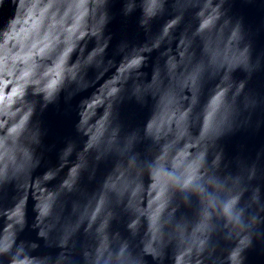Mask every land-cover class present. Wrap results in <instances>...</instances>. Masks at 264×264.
<instances>
[{
    "label": "water",
    "instance_id": "95a60500",
    "mask_svg": "<svg viewBox=\"0 0 264 264\" xmlns=\"http://www.w3.org/2000/svg\"><path fill=\"white\" fill-rule=\"evenodd\" d=\"M214 101L230 130L209 138ZM177 171L224 184L178 203ZM0 243L20 264H121L127 244L147 264H264V0H2Z\"/></svg>",
    "mask_w": 264,
    "mask_h": 264
},
{
    "label": "clouds",
    "instance_id": "9594fccd",
    "mask_svg": "<svg viewBox=\"0 0 264 264\" xmlns=\"http://www.w3.org/2000/svg\"><path fill=\"white\" fill-rule=\"evenodd\" d=\"M0 3H2V0H0ZM229 130L230 128L226 124L216 137L225 134ZM159 159V155L156 154L154 159L151 160V163L145 164V166L150 167L154 173H158L160 169ZM222 184L224 182L219 181L207 173L201 172L193 176L186 171H177L170 185V196L172 200L175 198L178 203H187L189 195L195 196L199 199L203 207L207 208L209 206V197L214 194V189ZM144 253H146L145 249L141 253H134L127 244L126 249L122 250L121 258L134 261L135 264H147V261L144 259ZM241 253L242 249L236 253L235 264H244V256ZM20 262L21 256L16 251L7 248L0 249V264H20Z\"/></svg>",
    "mask_w": 264,
    "mask_h": 264
},
{
    "label": "snow or ice",
    "instance_id": "6c2138e0",
    "mask_svg": "<svg viewBox=\"0 0 264 264\" xmlns=\"http://www.w3.org/2000/svg\"><path fill=\"white\" fill-rule=\"evenodd\" d=\"M136 3H137V0H128V4L134 5ZM144 3L147 5L148 14H151L155 7H158L164 3V0H144ZM205 23H207V21H205ZM132 55H137V53H132ZM137 63L138 61L136 59H132L131 64L127 66L131 67V66L136 65ZM239 63L241 65H246V60L242 58L239 60ZM189 65H190L191 70L183 74L182 83H184L185 85L191 84V87L193 89L192 104L190 106H186L189 108V111L185 114L187 118L190 120L192 107L197 103V97L199 93L201 77L203 73L205 72V70L209 67V61L208 59L207 60L201 59L198 62H194V54H193L189 61ZM167 70L173 71L174 69L171 65H169ZM158 85H159V80L154 79L152 83L148 85V87L155 88V87H158ZM113 91H116V90L113 89ZM142 91H143L142 88H137V92H142ZM171 95L172 93L170 92L169 96ZM215 104H216V101L213 102V107L208 111L207 117L204 116L202 136H207L211 138L217 135L226 125V122L224 120H222L218 115H214L216 111ZM133 139H135V137H129V142H131ZM231 195L233 196V199L228 201L226 205L227 211H230L234 204L235 192L231 193ZM212 198L214 199V196H212ZM5 246L6 245H4L3 243H0V247H5ZM233 255H236V253H234ZM121 264H135V262L121 258Z\"/></svg>",
    "mask_w": 264,
    "mask_h": 264
}]
</instances>
